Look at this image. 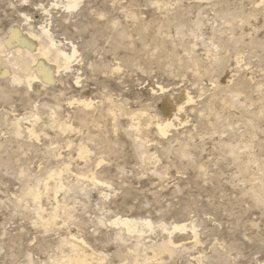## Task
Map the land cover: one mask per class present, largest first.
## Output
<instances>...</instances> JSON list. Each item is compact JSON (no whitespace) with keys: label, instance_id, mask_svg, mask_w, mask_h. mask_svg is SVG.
Segmentation results:
<instances>
[{"label":"rangeland","instance_id":"374dc122","mask_svg":"<svg viewBox=\"0 0 264 264\" xmlns=\"http://www.w3.org/2000/svg\"><path fill=\"white\" fill-rule=\"evenodd\" d=\"M54 2L0 0V40L31 15L80 55L54 84L0 77V264H51L69 253L71 234L104 264H264V0H83L56 14ZM182 89L193 97L185 122L162 136L150 118L164 120V98ZM87 96L91 110L75 101ZM112 105L128 114L114 119ZM54 113L73 129L56 127ZM63 161L55 210L45 183ZM37 186L55 224L38 217ZM118 215L153 222L146 247L116 235ZM179 222L194 223L198 237L160 227ZM170 237L176 251L155 255L151 246Z\"/></svg>","mask_w":264,"mask_h":264},{"label":"bare ground","instance_id":"6f19581e","mask_svg":"<svg viewBox=\"0 0 264 264\" xmlns=\"http://www.w3.org/2000/svg\"><path fill=\"white\" fill-rule=\"evenodd\" d=\"M82 2L83 0H55V2L52 3V5L55 7L57 12H54V14L59 13L61 8H65L68 11L75 10L79 6H81ZM158 4L161 5V3ZM44 9L47 12L50 11L48 5H44ZM49 13L51 14L52 12ZM30 16L26 15L25 24L28 25L27 28H24L22 24L15 23L10 28L8 36L5 39L0 40V77L9 76L14 83H22V84L25 83L29 86H32V83L34 82L35 79H39L44 84H54L58 81L57 75H61L64 72L67 74V72L73 70V67L77 64L76 62H79L80 60L78 57L79 51L77 49L76 44H73V42L70 43L71 46H69V50H67L68 49L66 48L67 43L57 40V38L54 37L53 33L50 30L51 27L50 29L48 28L47 26L48 24L44 25L42 21H40V19L37 21H33L32 17ZM32 22L38 23V26L40 28L39 31L33 28L34 25L31 24ZM75 81L76 83L79 84L80 77L78 74L75 77ZM161 89L163 88L161 87ZM192 100L193 97L190 96V93L187 89H182L181 93L178 95L177 98H173L172 96L165 97L163 100L164 104L162 110L165 113L166 118L164 120H159V121H153V119L150 118V123H154L156 125L160 135L167 136L168 133L173 128L176 129L177 127L176 122L182 124L185 122V117H181V112L184 108L183 103L184 102L189 103ZM75 101L79 103V105L86 110L93 109L94 104L90 97L84 99L81 98L76 99ZM75 101H73V103ZM115 106L116 105L114 106L112 105L110 107L108 106L109 108H107V110L109 109L108 115L113 116L114 119L118 118L119 115L128 114V113H124L125 111L121 113L120 111H122L121 110L122 108L119 110L120 113L117 112L116 111L117 108L115 110ZM140 115L142 116V114H133V116L131 117V127L137 128L139 126V123L135 121L139 120ZM52 117H53L52 119L54 125H56V127H58L62 131L68 132L67 130H70L72 127H74L72 126L71 123L67 124L66 122L59 121L56 117V113H54ZM24 119L25 118L15 119L16 125H21V122ZM26 129L30 135H36L34 128L27 127ZM136 140H137L136 144L138 146L137 149L139 153L141 154L142 157H145L147 154L145 144L143 143L142 140H138V139ZM78 149H79V156L81 158L82 157L86 158V156L90 152L86 147H80ZM63 164H64V169L51 171L48 177V182L46 181L45 183V190H47L48 192L55 189V202L57 204L55 210H57L58 207L60 206V201L58 200L57 197L59 189L61 190L62 188H64L63 182H61L60 179L62 172L70 169L69 164H66L65 161H63ZM90 177H91L90 179L94 181L96 185L101 184L107 186V183L99 180L94 175V173L91 174ZM50 180L57 181L55 188H51L52 183H50L51 182ZM43 194H44L43 191H41L38 188V186L31 194V196H33L34 200L38 204L37 214L41 220H45V217L43 215L45 209L41 202ZM104 196H107V194H104ZM255 197L257 202L263 201L262 199L263 197L262 198L261 196H255ZM56 220H57V214L56 212H54V214L52 213V215L45 220V223L47 225L55 224ZM99 223L105 225V221L102 219H99ZM110 223L112 226H114L117 229L115 232L116 235L119 236L124 242L127 241L126 236L135 235L137 243H141L145 247L146 244L143 241L145 239L144 235L147 233V229L154 230V224L148 218L139 219L130 216L118 215L114 220L110 221ZM160 227L164 231L168 232L170 235L172 233L174 234V232L177 230L185 231L187 229H190L193 232L194 237L195 238L198 237L195 228L196 226L192 222L174 223L172 224L171 227L170 226L168 227L166 224H163L160 225ZM62 243L64 245L65 244L69 245V253L63 256L61 259H52L51 264H104V258H105L104 253H99L96 250L92 249L85 239L83 238L77 239L76 235L71 234V238L67 241H63ZM178 246H179L178 242L170 237L162 244H158L157 246L153 245L151 246V248L153 249L155 255L160 250H164L169 252L170 254H173L178 248ZM146 249L147 248H144L143 250Z\"/></svg>","mask_w":264,"mask_h":264}]
</instances>
